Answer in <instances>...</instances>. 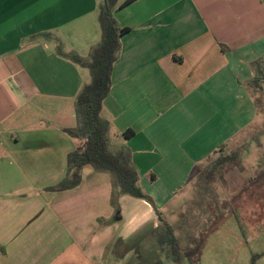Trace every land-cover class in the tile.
<instances>
[{
	"label": "crops",
	"instance_id": "0c3cea01",
	"mask_svg": "<svg viewBox=\"0 0 264 264\" xmlns=\"http://www.w3.org/2000/svg\"><path fill=\"white\" fill-rule=\"evenodd\" d=\"M125 1L114 16L130 32L102 115L168 220L163 208L197 167L255 120L249 90L264 72V0ZM103 3L0 0V264H93L104 235L128 242L160 224L129 195L115 217L112 179L90 166L77 188L48 190L67 175L76 144L63 130L76 126L75 100L91 79L56 39L87 56L101 38Z\"/></svg>",
	"mask_w": 264,
	"mask_h": 264
},
{
	"label": "rangeland",
	"instance_id": "374dc122",
	"mask_svg": "<svg viewBox=\"0 0 264 264\" xmlns=\"http://www.w3.org/2000/svg\"><path fill=\"white\" fill-rule=\"evenodd\" d=\"M249 92L256 101L255 120L226 144L228 152L241 151V163L206 185L195 171L163 208L181 247L189 251L190 260L187 255L181 264H264V83L262 91L250 87ZM152 227L140 229L143 233L136 232L128 242L107 243L104 235L101 258L93 264H157L159 246L150 238ZM161 260L173 264L164 256Z\"/></svg>",
	"mask_w": 264,
	"mask_h": 264
},
{
	"label": "trees",
	"instance_id": "16d2710c",
	"mask_svg": "<svg viewBox=\"0 0 264 264\" xmlns=\"http://www.w3.org/2000/svg\"><path fill=\"white\" fill-rule=\"evenodd\" d=\"M134 1L136 0H127L121 7ZM116 6L117 0H104L101 5L99 10L101 38L99 43L89 50L87 56L74 51L65 52L62 43L56 39L58 53L72 63L88 69L91 79L84 85L75 100L76 126L63 130L76 144L75 150L68 157L67 175L57 186L48 190L63 192L77 188L82 182V172L87 166L92 167L96 172L110 175L112 179L111 204L115 210V217L120 216V198L124 195L148 202L154 208L162 224L150 228L151 236H149L153 238L152 241L157 242V248L159 246L156 252L159 259L156 263L163 264L161 259L164 256L173 264H181L187 255L190 260L189 251L181 247L175 235V228L163 216L152 196L141 188L140 176L134 165L131 149L125 145L112 143L111 122L102 115L104 102L112 88L114 65L121 55L122 37L130 32V28L121 26L116 20L114 16ZM263 83L264 72H261L251 85L256 91H262ZM123 135L127 139L130 138L129 132ZM216 155L217 159L212 161ZM240 163L241 151L228 152L224 144L197 167L196 176L204 185L210 184ZM206 164L207 166L202 168ZM102 221L104 220L100 219L102 226L109 223ZM137 233L135 235L140 236L143 232Z\"/></svg>",
	"mask_w": 264,
	"mask_h": 264
}]
</instances>
